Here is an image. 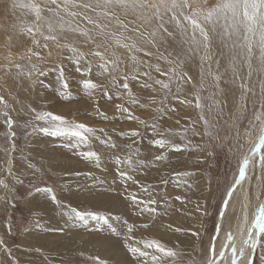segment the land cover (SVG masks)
Masks as SVG:
<instances>
[{
	"label": "rangeland",
	"instance_id": "1",
	"mask_svg": "<svg viewBox=\"0 0 264 264\" xmlns=\"http://www.w3.org/2000/svg\"><path fill=\"white\" fill-rule=\"evenodd\" d=\"M217 2L189 0L184 12H195L199 19ZM29 4L39 6V19L32 8L23 6ZM155 12L153 7H106L103 0H74L68 5L63 0L56 5L50 0H0V97L4 101L0 103V264H114L115 260L119 264H208L209 259L223 264L210 251L213 238L230 220H240L236 230H241L257 203L259 208L264 203V147L257 149L261 121L256 120L258 115L264 120V65L259 48H253L249 68L239 56L240 49L212 34L208 26L210 47L196 48L191 44V27L179 13L181 28L163 7L162 21ZM161 22L172 36L159 27ZM49 35L57 39L45 40ZM93 61L96 88L101 91L114 79L115 102L121 95L123 112L145 119L140 129L141 136L145 131L144 177L128 181L130 195L127 200L118 198L119 207L128 209L109 212L112 219L115 216L110 227L104 207L112 201L97 190L99 197H93L83 179L90 169L86 153L98 148L89 145L90 139L85 147L56 145L55 141H66L63 135L50 134L61 124L36 118L44 113L60 116L59 79L70 70L78 74L76 80L86 79L79 73L88 63L92 68ZM101 63L111 71L109 75ZM119 80L129 89L122 90ZM128 113L125 119H130ZM45 128L48 133L41 131ZM157 140L167 143L161 147ZM174 145L181 149L174 150ZM246 157L250 160L246 176L236 184ZM38 188H51L57 202ZM229 188L233 191L224 212ZM242 194L247 196V208ZM133 197L155 203L142 210L144 205ZM93 204L98 207L92 209ZM70 208L105 219L79 221L72 218ZM154 240L176 255L164 257L146 247L145 242ZM257 241L251 264H264V233H258ZM132 247L139 251L130 252ZM153 256L161 259L154 261Z\"/></svg>",
	"mask_w": 264,
	"mask_h": 264
},
{
	"label": "snow or ice",
	"instance_id": "2",
	"mask_svg": "<svg viewBox=\"0 0 264 264\" xmlns=\"http://www.w3.org/2000/svg\"><path fill=\"white\" fill-rule=\"evenodd\" d=\"M50 2L54 5L57 4V0H50ZM64 5H68L69 3H74V0H63ZM99 2V0H98ZM103 4L106 7H127V8H147V7H153L156 9L155 12V18L157 20L162 21L163 17L160 15V8L163 7L167 12H171V20L175 21L176 27L181 28V20L177 18V13L181 17H183V20L187 22L188 25H190L192 30V36H191V44L195 46L196 48H199L201 45L203 48L208 49L210 47L211 43V37L209 35L208 30H206L205 26H208L211 29L212 34L218 35L220 39L232 41V47L233 48H239V56L241 59L244 60V62L248 65L249 68H251V58L253 56V48L257 47L260 51L259 60L262 65H264V0H218L217 4L212 7L210 10H207L206 13L199 17V19L195 18L196 13L194 12L191 15L185 14L184 9L189 7V0H156V3L149 4L148 0H103ZM26 7H30L33 9V11L36 13L37 18L40 17V8L37 5H23ZM84 8H89L90 4H82L80 5ZM57 8H59V5H57ZM66 10V8H65ZM49 11H53V9H49ZM58 14V13H57ZM72 16L77 15L76 13H69ZM107 14V13H106ZM88 23H94L92 20H88ZM99 27V25H97ZM160 28H163L164 31L167 33L168 36H172L173 34L171 32H167V29L164 28L163 22L159 25ZM219 29V31H218ZM243 30V31H242ZM32 30L29 29V32ZM49 31L53 32L54 29L51 25H49ZM197 33L199 34V38L197 37ZM84 35H87V33H83ZM153 36L156 35L155 32L152 33ZM45 40H56L57 37L55 35H49L44 37ZM132 47H135L133 45ZM72 51H77L75 48L71 49ZM140 49H137L139 51ZM97 56H100L101 54L99 52L94 53ZM146 55H151V53H146ZM103 59V57H101ZM133 60H135V57H132ZM115 63V62H113ZM183 63V61H181ZM236 57H233V72H236ZM100 67L106 72L108 69L104 63L100 64ZM174 71V70H173ZM43 73H41L42 75ZM186 75V74H185ZM127 77H125V80ZM156 83L162 84L161 81L157 80ZM86 85L88 88L94 89L98 87L94 82L91 80L86 81ZM163 87H168L167 84H162ZM64 87H67V84H64ZM122 88L129 89L128 83H123ZM128 95H131V92H128ZM0 103H4L3 98L0 97ZM197 107H200L199 99H197ZM122 106L117 105V109H120ZM38 120H47L48 118L51 119V121L59 122L62 126L56 127L55 130L51 131V135H64L69 134L73 137H78L81 140L87 142V136L85 133H92L95 130L88 127L84 124H75V125H67L64 118L58 115H54L52 113H44L41 115H38L36 117ZM131 118V117H130ZM201 119H204L202 116ZM256 120H260V127H259V144L257 145V149H260L264 147V120H261V117L258 115L256 116ZM207 123V121H205ZM9 127L12 124V121L9 120L8 122ZM41 131L48 133L49 129H41ZM101 132L103 129L100 130ZM10 135H14V133H11ZM125 135L129 136H136L138 133L136 131H131L129 133H126ZM159 146L163 147L167 141L165 140H157L155 142ZM174 150L179 151L181 149L180 145H174ZM88 157H97V154L95 152H88L86 153ZM98 158V157H97ZM157 160L162 159V157L158 156L156 157ZM261 160L264 161V156H261ZM131 160H123L121 161L119 158H117V165H120L121 163L127 164L130 163ZM250 163L249 158H245L243 162L240 165L239 173L236 178L235 183L239 184L246 176L247 172V166ZM2 183V181H0ZM37 191H44L46 193L51 194V199L53 202H57V198L55 194L53 193L51 188H44V189H37ZM233 189L229 188L228 192L226 193V199L223 202L222 208L224 212L227 211V205L229 203L231 193ZM134 202H138L142 205H144V208L142 210H149L148 206L150 204L155 203L154 200H138L136 197H133ZM70 207V206H69ZM70 212L72 213V218L79 220V221H85L86 217H91L92 219H99L104 220L105 217L102 215H99L95 212H81L76 208H70ZM254 227L257 229V233H252L251 229H249V237L248 239L244 240V244L248 245V247L251 250H255L257 246V239L255 236L258 233H264V206H261L259 215L256 216L254 221ZM131 231V229H129ZM131 239V237H129ZM228 240H232V236L229 235ZM146 247L154 248L158 253H161L164 257H174L176 253L170 249H166L163 247L158 241H150L145 242ZM130 252L136 253L139 251V249L132 247L129 248ZM210 251H214L213 249H210ZM232 253L233 256H236V248L233 244L232 246ZM143 255H147V253H142ZM239 254L241 256L244 255V248L239 249ZM220 256H223V252L220 253ZM152 259L154 261H159L161 259L160 256H153ZM208 264H217L216 260L209 259ZM233 264H236V261L233 260ZM248 264H251V261H248Z\"/></svg>",
	"mask_w": 264,
	"mask_h": 264
},
{
	"label": "crops",
	"instance_id": "3",
	"mask_svg": "<svg viewBox=\"0 0 264 264\" xmlns=\"http://www.w3.org/2000/svg\"><path fill=\"white\" fill-rule=\"evenodd\" d=\"M95 64L97 67H99V64ZM87 65V68L79 73L86 77V79L81 78L76 80V76L78 74L73 70H70L68 73L66 71L64 78L59 79L58 99L60 102L59 107L62 108L59 110L60 116L64 118L67 125H70L67 123L69 122L68 120L74 119L75 121L79 122L77 124H84L95 130L88 139H90V146L98 148L92 150V152L97 154L98 158H85V162L90 164V169L83 179L88 181V184L91 186L92 193H94L95 190L102 193V195L105 193L107 195V200L112 201L110 204L108 203L104 207V210H106L108 214L106 225L107 227H110L111 223H114L115 221V216H113L112 219V217L109 216V212L114 210H123L124 212V210L126 211L128 209L127 205L124 206L123 204V207L120 208V203L118 201V198L127 200V197L130 195L128 181L130 179L140 180L144 177L142 166L145 163L144 155L146 152L144 149L146 145L144 143L145 131L143 136H141L140 129L142 125H144L143 122L145 119L144 117H137L133 112H123L126 111L123 107L117 109V106H115L116 104L122 106V97L120 95L118 97L119 100L115 102L116 94L114 79H112L111 84L103 86L101 91H99L97 88H88L86 81H92V76L94 73V61L92 68L91 63H88ZM59 70H62V68ZM74 73L75 76H72ZM107 73L109 75L111 71L108 69ZM70 76L73 77V79L68 80ZM151 76L154 75L151 74ZM65 83L67 84L66 88L64 87ZM119 84L122 85L120 80ZM54 88L55 87H52L50 90ZM120 88L123 90L122 87ZM135 98L139 99V95ZM109 102L113 103L109 104ZM124 113H128L131 118L125 119ZM116 121L123 122V124L118 128L111 126L112 123H117ZM127 121L131 124H126ZM104 125L107 127H104ZM101 129H103L102 132L100 131ZM131 131H136L138 135H125ZM85 135L88 137V133H85ZM94 135H97V137L95 138ZM63 136L65 137L66 141L62 142L58 140L54 143L56 145L62 143H81L80 145H77V148L83 147V144H85V141L73 137L67 133ZM99 137L102 139L101 142L98 141ZM151 145L154 146V144ZM117 158H119L121 161L130 159L131 162L117 165ZM104 178L106 180H104ZM116 186L119 189H116ZM92 196L95 198L99 197V195H95V193L92 194ZM115 198L117 203H115V205L112 207ZM91 206L92 209L98 207L96 204ZM122 218H124V216Z\"/></svg>",
	"mask_w": 264,
	"mask_h": 264
},
{
	"label": "bare ground",
	"instance_id": "4",
	"mask_svg": "<svg viewBox=\"0 0 264 264\" xmlns=\"http://www.w3.org/2000/svg\"><path fill=\"white\" fill-rule=\"evenodd\" d=\"M7 1H9V0H7ZM241 196H243V194ZM243 199L245 200L244 205L247 208V201H246L247 196H245V197L243 196ZM113 206L114 205H112V207ZM262 206H264V203L262 204ZM258 208H259V205L257 203L256 210L252 213V215H250L251 217L250 218L246 217L247 219L242 223V226L240 225L241 230H236L237 227L239 226L238 222H240V220H238V219H235L236 221L230 220V222L232 221L231 224L229 223L228 225H226L225 228L222 229L221 233L219 234V236L217 238H213L212 249L214 248L215 254L216 255L218 254L217 256L220 260H222L223 264H233V260L236 261V264H248V261L249 260L251 261L253 250H251L248 247V245H245L243 242L245 239H248V237H249V231H248L249 229H251L252 233H254V234L257 233V229L254 227V221H255L256 216L259 215V211H260L261 207L259 208V210H258ZM246 210H248V209H246ZM233 217H234V215H233ZM235 218H236V215H235ZM162 232H163V230H162ZM229 235L232 236L231 241L228 240ZM257 235L255 236L256 239H257ZM233 244L235 245V248H236V256L235 257L233 256V253H232ZM240 248H244V255L243 256H241L239 254ZM211 252H210V254H211ZM221 252H223L222 257L220 256ZM115 262L116 263H114V264L120 263V261H118V260H115Z\"/></svg>",
	"mask_w": 264,
	"mask_h": 264
},
{
	"label": "water",
	"instance_id": "5",
	"mask_svg": "<svg viewBox=\"0 0 264 264\" xmlns=\"http://www.w3.org/2000/svg\"><path fill=\"white\" fill-rule=\"evenodd\" d=\"M257 144H259V141H258V143ZM222 210H223V208H222Z\"/></svg>",
	"mask_w": 264,
	"mask_h": 264
}]
</instances>
